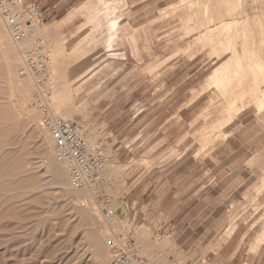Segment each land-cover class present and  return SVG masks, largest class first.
<instances>
[{
	"label": "rangeland",
	"instance_id": "rangeland-1",
	"mask_svg": "<svg viewBox=\"0 0 264 264\" xmlns=\"http://www.w3.org/2000/svg\"><path fill=\"white\" fill-rule=\"evenodd\" d=\"M20 1L42 16L26 46L44 41L53 113L79 124L105 168L76 197L66 172L55 183L30 87L16 92L26 46L0 20L14 47L0 54V183L16 197L0 201V264H109L112 235L149 264H264V0H226L222 11L244 13L211 35L223 0ZM224 43L262 70L230 69L213 86Z\"/></svg>",
	"mask_w": 264,
	"mask_h": 264
},
{
	"label": "built area",
	"instance_id": "built-area-1",
	"mask_svg": "<svg viewBox=\"0 0 264 264\" xmlns=\"http://www.w3.org/2000/svg\"><path fill=\"white\" fill-rule=\"evenodd\" d=\"M0 20L13 43L29 38L42 22L35 3L23 5L20 0H0ZM48 56L44 41L36 37L20 51L17 71L21 83L30 86L29 106L39 111L40 124L53 142V157L66 172L68 183L76 188H95L101 184L105 160L91 151L79 124L56 116L46 91ZM109 264H149L131 242L112 235L106 239Z\"/></svg>",
	"mask_w": 264,
	"mask_h": 264
},
{
	"label": "bare ground",
	"instance_id": "bare-ground-1",
	"mask_svg": "<svg viewBox=\"0 0 264 264\" xmlns=\"http://www.w3.org/2000/svg\"><path fill=\"white\" fill-rule=\"evenodd\" d=\"M226 0H223L221 3H219V5L220 6H222V3H224ZM236 2L238 3V0H236ZM218 4V3H217ZM225 4V3H224ZM219 5H215V6H219ZM226 6V5H225ZM223 6L220 8H218V9H216V10H219V12L218 11H216L218 14V16H220L219 18H218V20H220V23L217 25H213V27H215V28H213L212 30H207V27H206V30H205V32L207 33V35L208 34H210L211 32L210 31H213V32H215L216 30L218 31L219 29H221V30H229L231 27H232V25L233 26H235L234 24L235 23H237V22H239V20H237L236 18L237 17H239L240 15H241V13H244V10H243V12H239V11H237V7L236 6H234L233 8H230V9H226V11L224 12V11H222L223 9ZM225 8V7H224ZM256 8H258V7H256ZM252 9L253 8H251V11H252ZM239 10V9H238ZM214 11V10H213ZM251 11H249V12H251ZM199 13V12H198ZM246 13H248V10H246ZM245 13V14H246ZM261 13V12H260ZM215 14V13H214ZM199 15V14H198ZM225 16H229L230 18H232V21H228V20H222V19H220V18H223L224 17V19H227V17H225ZM240 18V17H239ZM210 22H214V21H210ZM218 22V21H217ZM4 25V24H3ZM207 25V24H206ZM205 25V26H206ZM115 26V23H113L112 24V27H114ZM212 26V25H211ZM5 27V26H4ZM201 27V26H200ZM202 27H204V26H202ZM205 28V27H204ZM203 28V29H204ZM199 29V28H198ZM201 29V28H200ZM201 31H202V33L204 32L202 29H201ZM35 34L37 35V36H40L41 35V32L38 30V29H36L35 30ZM216 34H217V32H216ZM221 34V33H220ZM204 35V34H203ZM211 35V34H210ZM218 37H219V35H218ZM203 38H205V37H203ZM202 38V39H203ZM213 38V36L211 37V39ZM221 38V37H220ZM223 38V37H222ZM229 38H230V35H229ZM0 41H1V43H0V54H2L3 56H4V58H6V57H8L9 55L11 56V54L14 52V50L12 49V48H14V47H12L13 45H11V43H6L7 41H6V35L3 33V36H1L0 37ZM7 39H8V35H7ZM213 39H215V41L214 42H216V37L215 38H213ZM236 40L237 39V36L236 35H234V36H232L231 38H230V40ZM250 39V38H249ZM4 40H5V43H4ZM207 39H205V41H206ZM218 40V42H219V39H217ZM230 40H228L227 39V43H228V41H229V43H230ZM251 40V39H250ZM8 41H9V39H8ZM11 41V40H10ZM9 41V42H10ZM221 41H222V39H221ZM12 42V41H11ZM28 42H29V39L27 38L25 41H23V43L21 42V43H13V44H15V45H18V44H21V46H23V45H25L26 46V44L28 45ZM211 42V41H210ZM213 42V43H214ZM208 43H209V39H208ZM219 43H223V42H219ZM226 43V42H225ZM225 43H224V45H225ZM235 43H237V42H235ZM220 45V44H219ZM217 46V45H216ZM222 46V48H226L227 46L225 45L224 47H223V45H221ZM217 47H219V46H217ZM217 49V48H216ZM221 49V48H220ZM229 49V51H230V53H231V58L227 61H225V63H223L224 65H222V68H221V66L219 67V69H214V72L211 74V79H214L215 80V78H216V80L213 82V86H220V85H225V83H227L229 80H230V77H228V73H227V71H229L230 69H241V68H243L244 66H246V67H249L250 69H253V67H257V68H259V70H262V61H259V60H257L256 58H254L253 60H251V59H249L250 57H246L245 59H240V60H238V51H237V48H236V45H233L232 47H229V44H228V47H227V49L226 50H228ZM12 50H13V52H12ZM111 51V50H110ZM222 55V54H221ZM224 55V54H223ZM226 57H227V55H226ZM9 59H11L10 57H9ZM220 59V58H219ZM6 60V59H5ZM225 60V59H224ZM10 62H12V60L10 61ZM11 64V63H10ZM9 67V66H8ZM47 69H48V67H47ZM224 70H225V72H224ZM221 71H223V73L221 74V76L220 77H218L217 78V76L219 75V72H221ZM233 74V73H232ZM48 75H49V70H48ZM234 75L235 76H237L238 75V71H235V73H234ZM49 76H48V79H47V81H46V91L48 90L47 89V85H48V81H49ZM16 84H17V82H16ZM215 84V85H214ZM20 85V84H19ZM19 87V86H18ZM28 87H30L29 85H22V87L20 88L19 87V89L18 90H16V92L19 94V95H24V92H25V90L26 89H28ZM220 88H222V86L220 87ZM262 93V92H261ZM263 99H264V94H263ZM51 108H52V106H51ZM53 110V109H52ZM53 112H54V110H53ZM236 112V111H235ZM55 113V112H54ZM32 116V115H31ZM28 119V118H27ZM29 119H31V117L29 118ZM37 120V119H36ZM34 121V120H33ZM44 130V129H43ZM47 133V132H46ZM48 135H49V133H47ZM49 138H50V140H51V142H52V139H51V137H50V135H49ZM42 140H44V139H42ZM42 144V143H41ZM44 146V145H43ZM52 148H53V142H52ZM42 151H43V149H42ZM50 152V151H49ZM43 153H44V151H43ZM52 153H53V150H52ZM50 156H52L51 154H50ZM44 157H45V155H44ZM4 158H5V156H4ZM4 158H2V160L4 161ZM23 158V157H22ZM28 158V157H27ZM25 159V158H24ZM23 160V159H22ZM51 176H52V178H53V180L55 181V183L56 184H58V185H62V181H63V175L62 174H64V172L65 171H62V169L60 168L61 166L60 165H58L57 164V162L56 161H54V159L53 160H51ZM49 164V165H50ZM13 167H18V163H15V165H12ZM47 167H49V166H47ZM25 169V168H24ZM6 170V169H5ZM0 175H5V172H4V169H2V166L0 165ZM30 176L32 177V174H30ZM66 177V176H65ZM34 179V178H33ZM2 182H4V181H2ZM1 182V183H2ZM33 182H34V180H33ZM0 183V196H2V197H0V201H1V203H3V200H10V201H12V200H14V198H16L15 196H13V195H11V194H8L7 192H8V189H7V187L5 188V186L4 185H2ZM31 183V182H30ZM33 185H34V183H33ZM67 189H66V187H64L65 189V191H67V193H69V194H72V195H74L75 197L76 196H78V195H80V194H82V192L83 191H85L87 188H83V189H76V188H74V187H72L68 182H67ZM17 189V188H16ZM41 189V188H40ZM18 190V189H17ZM63 190V191H64ZM33 191H35V190H33ZM32 192V191H31ZM18 194H19V192H17ZM34 193V192H33ZM36 194H37V192H35ZM35 195V194H34ZM34 198H36V197H34ZM75 200V199H74ZM12 204V203H11ZM15 206V205H14ZM10 208V207H9ZM6 209H8V207H6ZM12 210H13V208H12ZM34 210V209H33ZM103 210H104V208H103ZM7 211H9V209L7 210ZM10 213V212H9ZM85 214V213H84ZM13 215V214H12ZM85 216V215H84ZM101 216H102V218H104V219H108L109 218V214H104V213H102L101 214ZM81 217H82V214H81ZM14 218V217H13ZM23 219V218H22ZM21 220V219H20ZM95 243V242H94ZM94 247V249L93 250H95L96 251V253L97 254H101L102 252H103V250L105 249V245H104V243L101 241V242H98V240H97V242L93 245ZM95 254V253H94ZM96 254V255H97ZM103 255V254H102Z\"/></svg>",
	"mask_w": 264,
	"mask_h": 264
}]
</instances>
